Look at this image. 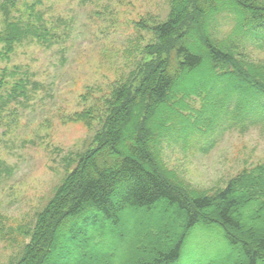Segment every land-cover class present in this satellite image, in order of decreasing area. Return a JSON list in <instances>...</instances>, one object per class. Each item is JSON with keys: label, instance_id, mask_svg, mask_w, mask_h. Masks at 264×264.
<instances>
[{"label": "trees", "instance_id": "obj_1", "mask_svg": "<svg viewBox=\"0 0 264 264\" xmlns=\"http://www.w3.org/2000/svg\"><path fill=\"white\" fill-rule=\"evenodd\" d=\"M15 1L4 0L1 9L6 5L14 7ZM39 2L36 0L35 4ZM7 13V33H2L1 38L10 42L18 40L33 22H27L22 30L20 21L10 22L14 18L7 17ZM230 15L232 33L216 37L219 22ZM135 29L138 34L149 33L151 38L145 45L140 44V39L127 40L124 52L132 61L127 65L135 62L130 77L110 84L108 93L98 98L101 102L107 96L97 118L93 109L75 114L74 118L87 126L93 121L99 124L96 145L80 156L46 206L36 214L30 230L24 232L28 242L11 264H46L53 260L58 243L64 242L74 226L83 228L87 235L86 238L81 232L69 237V241L85 249L77 260L107 264L111 256L103 259L105 254L96 255L87 248L88 244L92 248L99 243V249L105 251L102 246L107 240L95 242L94 238L104 237L102 226L109 225L110 236L119 232L125 240L129 233L122 210L130 208L139 216L129 231L133 228L131 231L138 233V244L140 240L149 243L147 232L159 230L152 212H158L162 205L173 209L182 226L162 228L160 233L169 235L171 242L156 236L150 242L155 248L146 252L142 248L134 250L128 264H177L186 239L199 226L219 234L230 249L240 245L239 264H264V161L243 169L224 188L207 193L184 186L176 173L166 167L162 152L163 141H174L182 149L178 140L190 143L191 136L198 132L208 136L206 145L201 147L208 151L231 126L226 116L233 124L264 123V78H260L264 67L254 72L238 60L239 55L235 57L240 34L248 35L253 47H264V0H168L164 19L143 17L135 23ZM45 32L43 28L42 33ZM9 42L5 54L11 50ZM198 70L203 75L197 77ZM190 80L192 84L188 83ZM5 83L0 76V87ZM14 87L8 96L14 97L17 89L24 87L23 79L16 81ZM197 98L200 105L196 108L186 102ZM205 114L211 115L215 123L199 126ZM241 209L252 216L244 219ZM95 213L103 222L86 223ZM166 219L173 222L174 216L166 215Z\"/></svg>", "mask_w": 264, "mask_h": 264}, {"label": "rangeland", "instance_id": "obj_2", "mask_svg": "<svg viewBox=\"0 0 264 264\" xmlns=\"http://www.w3.org/2000/svg\"><path fill=\"white\" fill-rule=\"evenodd\" d=\"M35 1L16 0L14 7L6 5L1 9L4 0H0V76L6 82L0 87L3 97L0 98V264H11L28 242L24 232L30 230L36 214L46 206L80 156L96 145L99 124L93 121L87 126L74 118L75 114L93 109L98 117L107 96L101 102L98 98L108 93L110 84L129 78L134 69L135 62L127 65L132 62L124 52L127 40L140 39V44L145 45L151 38L149 33L138 34L135 23L143 17L162 20L168 9V0H39L37 4ZM6 13L14 18L10 22L20 21L22 30L29 21L33 25L18 40L6 41L1 38L2 33H7ZM232 23V16H225L215 36L228 37ZM38 26L46 32L42 33L43 28L37 31ZM247 37L240 34L235 57L239 55L238 60L254 72L262 70L264 47H253ZM8 42L11 50L5 54ZM202 70L196 71L197 77L203 75ZM19 79H23L24 87L17 89L14 97L8 96ZM186 102L193 108L200 105L198 98ZM201 120L199 126L215 123L211 115L205 114ZM226 121L231 126L207 152L201 147L206 145L208 136L200 132L191 136L190 143L179 139L182 149L174 141L162 142L166 167L176 173L184 186L211 193L224 188L243 169L264 161V123L250 125L244 120L233 124L228 116ZM157 210L152 213L159 230L147 232L145 238L152 241L159 236L170 241L172 238L160 231L169 226L179 229L182 223L177 222L172 208L162 205ZM241 212L246 220L252 216L248 210ZM166 215L174 216L173 222ZM92 216L86 223L103 222L99 214ZM138 216V211L123 207L122 219L129 233L125 240L119 232L110 236L109 225L104 224V237L94 238L95 242L107 240L102 246L105 251L99 249V243L92 248L88 244L89 251L105 254L103 259L111 256L107 264H128L132 252L140 248L151 251L155 248L151 241L140 240L138 244V233L131 231L133 228L129 231ZM206 228L199 226L192 230L177 264H234L233 261L239 264L240 245L230 249L219 234ZM81 232L85 233L83 228L74 226L64 242L58 243L53 260L46 264H91L86 259L77 260L85 249L69 241V237Z\"/></svg>", "mask_w": 264, "mask_h": 264}]
</instances>
